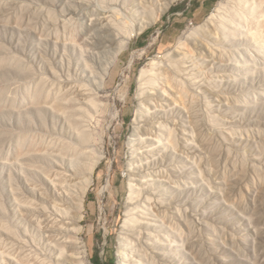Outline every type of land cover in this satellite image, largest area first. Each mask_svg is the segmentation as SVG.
<instances>
[{"label":"rangeland","instance_id":"1","mask_svg":"<svg viewBox=\"0 0 264 264\" xmlns=\"http://www.w3.org/2000/svg\"><path fill=\"white\" fill-rule=\"evenodd\" d=\"M195 1L0 0V264L19 244L52 256L19 199L49 208L28 178L78 152L96 162L85 264H264V0L200 21ZM101 12L97 88L83 44ZM51 141L68 159L35 152ZM141 232L148 258L123 262Z\"/></svg>","mask_w":264,"mask_h":264},{"label":"bare ground","instance_id":"2","mask_svg":"<svg viewBox=\"0 0 264 264\" xmlns=\"http://www.w3.org/2000/svg\"><path fill=\"white\" fill-rule=\"evenodd\" d=\"M126 23H131L132 31H136L134 23L129 19ZM112 28L106 12H101L97 22L92 27V30H95L96 33L89 37L91 45L88 43L83 44L84 51L87 53L86 57L96 64L92 66L91 74L97 88L104 85L113 57H109L106 61L101 60L102 56H97L99 52H96L97 48L92 44L104 42L105 37H109L113 41L115 34L111 32ZM107 32L110 33L107 34ZM98 57H100V60ZM91 135V133L86 134L88 138ZM37 150L35 152L39 153V156H51L60 160L68 159L65 149L52 141ZM69 156L72 158L73 164L70 173L59 172L53 170L50 166L44 165L36 167L35 170L38 171L34 174V176H37L36 179L28 178L34 188V195L49 202V208L32 207L33 203H30L31 200L26 195L19 199L21 203L26 204L23 206L34 210L31 214L26 213V216L31 223L38 227L47 242V246L52 248L53 254L48 256L37 251L33 253L30 252L31 249H26L25 244H19L21 254H10L17 264H85L88 249L86 242L81 237L84 231L81 226L82 211L85 209L86 193L93 182L96 162L93 161L84 166L85 153L82 152ZM49 185H52V191L49 189ZM127 240L124 244L126 248L120 253L123 262L131 257L133 258L132 254L140 257L144 255L148 258L149 248L147 242H144L142 232L138 237L134 236V238Z\"/></svg>","mask_w":264,"mask_h":264},{"label":"crops","instance_id":"3","mask_svg":"<svg viewBox=\"0 0 264 264\" xmlns=\"http://www.w3.org/2000/svg\"><path fill=\"white\" fill-rule=\"evenodd\" d=\"M221 0H196L194 3V10L192 13L193 20L200 21L204 17H206L209 11L213 10L214 7Z\"/></svg>","mask_w":264,"mask_h":264},{"label":"trees","instance_id":"4","mask_svg":"<svg viewBox=\"0 0 264 264\" xmlns=\"http://www.w3.org/2000/svg\"><path fill=\"white\" fill-rule=\"evenodd\" d=\"M183 9H184V7H180V8H178V7H173V8L171 9V12H172V13H177V12H180V10H183ZM93 263H94V264H102V262H101V260H100L99 257H97V259H94V260H93Z\"/></svg>","mask_w":264,"mask_h":264},{"label":"built area","instance_id":"5","mask_svg":"<svg viewBox=\"0 0 264 264\" xmlns=\"http://www.w3.org/2000/svg\"><path fill=\"white\" fill-rule=\"evenodd\" d=\"M191 25H193V22H190Z\"/></svg>","mask_w":264,"mask_h":264}]
</instances>
